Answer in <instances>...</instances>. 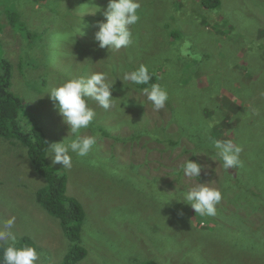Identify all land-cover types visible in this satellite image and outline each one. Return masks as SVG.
<instances>
[{
	"label": "rangeland",
	"instance_id": "obj_1",
	"mask_svg": "<svg viewBox=\"0 0 264 264\" xmlns=\"http://www.w3.org/2000/svg\"><path fill=\"white\" fill-rule=\"evenodd\" d=\"M220 2L140 0L132 45L109 51L95 40L109 0H0V75L10 62L23 132L40 127L48 144L64 141L68 126L46 91L96 72L114 84V106L90 102L96 116L80 133L98 134L93 151L73 154L70 170L48 158L86 213L76 264H264V0ZM141 64L168 91L164 109L120 80ZM150 132L180 146L136 141ZM215 139L242 146L241 166L223 168ZM189 159L203 166L199 178L184 177ZM199 183L221 190L216 216L179 199ZM46 185L23 144L0 138V221L16 217L19 243L35 244L40 264H64L73 242L37 203Z\"/></svg>",
	"mask_w": 264,
	"mask_h": 264
},
{
	"label": "clouds",
	"instance_id": "obj_2",
	"mask_svg": "<svg viewBox=\"0 0 264 264\" xmlns=\"http://www.w3.org/2000/svg\"><path fill=\"white\" fill-rule=\"evenodd\" d=\"M140 9V0H109L106 10L98 8V11H103L105 17L104 21L95 24L97 29L95 40L99 47L111 51L132 45L133 32L130 26L139 22ZM120 80L134 85H149L152 75L149 68L141 64L135 70L124 71ZM113 89L114 84L109 74L96 72L88 77L78 76L64 80L58 86L46 91L45 95L50 98L69 129L67 139L47 145L48 158L51 159L53 166L59 164L63 169L70 170L73 167V154L84 158L93 151L99 139L98 134L82 136L80 133L81 130L90 127L96 116L90 102H95L106 111L114 106L116 99L113 98ZM141 91L154 111L165 108L169 93L160 84L151 83ZM213 126L211 122L208 124L209 129ZM210 146L215 150L216 157L223 162L225 170L241 166L242 146L231 140L220 139L211 140ZM202 168L201 164L190 159L181 165L184 177L189 179L199 178ZM211 184L199 183L195 187L181 191L179 199H182L184 204L190 205L200 216H216L217 205L221 202L223 194L220 189L210 186ZM15 221V216L0 221V241L6 245L2 248L0 264H40L41 254L36 247L17 246L18 236L13 231Z\"/></svg>",
	"mask_w": 264,
	"mask_h": 264
},
{
	"label": "trees",
	"instance_id": "obj_3",
	"mask_svg": "<svg viewBox=\"0 0 264 264\" xmlns=\"http://www.w3.org/2000/svg\"><path fill=\"white\" fill-rule=\"evenodd\" d=\"M203 4L208 8H219L221 2L220 0H203ZM13 16V14L9 15L11 24L14 27L15 22H18V17ZM2 66L3 73L0 75V138L23 144L27 149L28 157L35 171L46 180L47 185L37 194V203L49 217L61 221L65 234L73 242L72 252L64 264H76L86 256V252L80 245V233L86 218L84 207L78 200L67 196V175L63 171L61 172L50 166L47 157L48 137L43 130L40 127H35L28 133L21 130L19 121L25 105L23 100L12 92L10 62L4 61ZM150 73L152 80L149 85H141V88L149 87L151 83H156L154 74ZM174 112L177 113L176 108ZM171 124L172 122H169V125ZM158 126L162 127L163 130L167 128ZM146 136H152L150 141L167 142L173 144L174 147L180 146L179 142L173 143L170 135L168 139L157 138L158 136L156 137L153 132L148 135L141 134V136L136 138V141L142 142ZM22 245L36 247L35 244L27 240L21 241L17 246ZM5 246L4 244L0 247V257H2V248ZM36 249L38 250V247Z\"/></svg>",
	"mask_w": 264,
	"mask_h": 264
}]
</instances>
